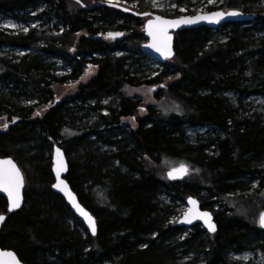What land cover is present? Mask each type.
I'll return each instance as SVG.
<instances>
[{
  "label": "trees",
  "instance_id": "obj_1",
  "mask_svg": "<svg viewBox=\"0 0 264 264\" xmlns=\"http://www.w3.org/2000/svg\"><path fill=\"white\" fill-rule=\"evenodd\" d=\"M124 1L135 3L126 7L137 13L177 17L149 11L143 0ZM172 1L182 5L187 0ZM102 2L0 0V13L51 14L57 23L51 32L0 31V54L3 48L24 51L17 62L0 56V83L6 88L0 91V115L14 117L0 131V157H11L24 177L23 205L0 229V248L15 252L23 264H182L176 251L184 245V251L203 255L202 264H234L228 259L230 252L264 236L256 222L257 211L264 210V191L238 196L232 206L225 198L241 190L244 179L264 175V121L242 105L243 99L264 93V0H223L219 10H239L254 19L215 30L177 32L174 56L164 62L140 50L146 41V18L99 5ZM194 14L188 11L185 16ZM215 32L225 33V39L213 38ZM81 33L85 35L78 36ZM109 33L122 37L111 38ZM49 56L69 64L73 80L87 63L97 67L96 75L66 98L52 101L51 86L57 81L49 74ZM135 58L148 64L142 67ZM61 80L66 83V77ZM141 85L155 87V99L163 98L177 111L160 112L123 94L124 87ZM228 92L237 96L239 105ZM21 94L49 106L36 116L34 105L21 104ZM108 97L116 100V108L107 105L109 113L103 115L101 102ZM72 103L87 104L103 129H77L81 118ZM141 108L145 116H138ZM127 117H134L137 127L121 138L118 121ZM186 126L212 127L219 135L192 144ZM58 139L65 144L61 148L68 164L66 180L97 221L93 237L70 225V219L76 225L79 220L51 191L49 150ZM177 160L187 165L188 174L168 181L164 163ZM202 191L223 202L210 211L216 233L201 238L195 225L183 242L175 241L183 228L167 223L170 207L160 195L168 192L180 202L193 196L203 201L204 209ZM6 213L0 196V214Z\"/></svg>",
  "mask_w": 264,
  "mask_h": 264
},
{
  "label": "rangeland",
  "instance_id": "obj_2",
  "mask_svg": "<svg viewBox=\"0 0 264 264\" xmlns=\"http://www.w3.org/2000/svg\"><path fill=\"white\" fill-rule=\"evenodd\" d=\"M108 2L113 3H119L121 5L134 7L135 3L129 4L125 2L124 0H105ZM223 0H214L213 3H210L209 0H187L185 1V4L178 5L172 0H156V3L158 6H153V0H143L144 7L148 8L149 11L152 12H166V13H175L176 16H185V14L188 11H193L196 13H202V12H208L205 11L207 8H213V10L217 11L219 10L218 7L221 5ZM183 8L184 11H180V9ZM211 10V11H213ZM39 13V12H38ZM38 13H31L30 11L21 12L17 14H3L0 13V31L6 34L10 35H16L18 33H24L25 31L23 29L28 28H34L38 31H45V32H51L54 29V26L57 24L55 18L50 15H42ZM4 25H15V27H3ZM35 25V27H33ZM257 36H260V32H255ZM213 38H216L217 40H224L225 39V33H216ZM84 33L78 34V36H84ZM111 42V40H109ZM24 55V51L17 49V48H3L2 53L0 56H11L16 62L19 60L21 56ZM11 58V59H12ZM137 59V63H144L142 67H146L148 64L144 60L140 58ZM47 63L49 64L48 70L49 74L54 77V82L57 81V83H54V85L51 86L52 89V101L56 99H64L66 98L70 93L75 92L80 85H84L89 82L90 79H92L97 72V67L91 63H87V66H83V72L80 76L77 77V79H71L69 76L72 72V67L69 64H66L64 61L49 56L47 58ZM86 64V63H85ZM91 66V68L89 67ZM62 77H66V83L62 84L60 82H63L61 80ZM60 84V85H59ZM264 89V86H263ZM6 90V88L3 87L2 83H0V91ZM18 91V90H17ZM158 92L157 89L154 87L149 86H138V87H124L123 88V94L131 99L140 100L142 101L143 105H149L155 108L156 110H159L160 112H168L173 109V111H177V108L172 107V105L164 101L163 98L160 100L155 99V93ZM20 93V92H19ZM22 95V94H21ZM19 95V99L21 101V104L28 107L30 105H34V113L36 116H41L45 110L48 108V105H37V100H31L29 95ZM227 97L230 98L232 101H237L238 104V98L237 96L232 93L228 92ZM116 100L112 97H108L103 99L101 102V114L107 115L109 112L105 108L107 105L111 104L113 108H116ZM71 108L74 109L75 112L78 113L80 119V126L81 128L76 127L77 129L83 130L84 128H90V126H94V128H98L99 130H102L104 127V124H101L99 122V118L96 112L94 111H88L87 104H79V103H72L70 104ZM242 105L248 110V114L251 116H259L262 121H264V93L260 96L252 95L242 100ZM39 113V115H37ZM138 116H145L147 114V111L145 108H141L137 110ZM154 119V117L152 118ZM14 120V117L8 118V116L0 115V131H3L6 129L4 127L5 124L7 126L10 122ZM85 125V126H84ZM108 127V126H107ZM113 126H111L112 128ZM137 123L135 121L134 117H127L122 118L118 121V129L119 134L121 138H124L127 136L129 130L136 129ZM186 132V138L188 142L192 144H199L203 143L205 139L209 137H214L219 135V132L212 128V127H185ZM87 137L90 139H94L91 134H87ZM57 145H65L62 143L61 139H58L55 142ZM101 143H95L96 146L101 147ZM51 151L52 148L49 150V157L51 158ZM74 156V154H71ZM181 161L177 160L176 162H165L164 167L165 169H169L172 167H175L177 165H180ZM51 166V161H50ZM262 168H264V159L262 162ZM263 177V178H262ZM258 176L253 179L246 178L242 182V189L238 190L235 193H232L225 198L227 199V202L230 206L234 204V200L238 196H248L251 194H258L263 193L264 191V175ZM250 179V180H249ZM200 198L204 200L206 203V206L204 207L205 210L209 211H215L218 209L219 205H221L223 202L217 201L212 196H209L207 192H200ZM164 204L168 205L170 208V214L168 215L167 223L171 224L174 223L176 225L177 220L187 211V206L185 202H180L175 198H172V195L168 192H163L160 195L159 198ZM199 199V198H198ZM203 201L200 200V204ZM257 209V206L255 208H252L253 212ZM263 210L257 211L256 213V222L258 219L259 214ZM76 219V218H75ZM77 220V219H76ZM78 221V220H77ZM79 225H76L74 220L70 219V225L74 227L76 226V229L83 235H88V232L85 230L84 226L80 221ZM97 222V221H96ZM258 226V224H257ZM259 227V226H258ZM193 228H197L200 232L199 237L206 238L210 234L207 233V231L201 226L196 225ZM192 228H183V231L179 234H175V241L177 242H183V240L189 236V234L193 231ZM207 239V238H206ZM263 246V247H261ZM184 245L183 247H180L177 252V258L179 259V262L184 263H193V264H202L204 261L203 255L198 252L197 250H188L184 251ZM228 259L230 262L234 264H264V236L254 238L251 244L246 245L243 249L238 251H232L228 255ZM105 264V263H104Z\"/></svg>",
  "mask_w": 264,
  "mask_h": 264
},
{
  "label": "water",
  "instance_id": "obj_3",
  "mask_svg": "<svg viewBox=\"0 0 264 264\" xmlns=\"http://www.w3.org/2000/svg\"><path fill=\"white\" fill-rule=\"evenodd\" d=\"M74 1H77V0H74ZM99 5L116 8V9L120 10L123 13H128V14H131V15H133L135 17L146 18V20L144 22V36H145L146 41L141 44L140 50H141L142 53H144L146 55H149L150 57L156 59L159 62H164V61H166L168 59H171L174 56V35L177 32H181V31H185V30H189V29L200 28V27H207V28H210V29H217L218 27H221V26H223L225 24H229V23H246V22H250V21H252L254 19V15L245 14V13L239 11V10H233V9H230V10H227V11L202 12V13H196L194 15H186V16L169 18V17H162V16H160V15H158L156 13H151V12L137 13V12L131 10L129 7H126V6L121 5L119 3H113V2L105 1V2H102ZM217 12L225 13V16L222 19H220L218 23H209L207 20H199L197 23H194V24L181 23V24H179L177 26L169 27L168 30H167V35L169 37H171L170 42H169L171 55L168 58H165L163 55H161L159 52H157L154 48L148 47V45L153 43V39H152L151 36L148 35L147 25L149 24V22L155 21V18L157 16L161 17L164 20L177 21V20H184V19L194 18V17H197V16H211L212 14L217 13ZM229 12H237L240 15L239 16H235V17L228 16L227 13H229ZM116 37L121 38L122 35H119V36H116ZM57 149H59V152L61 154L59 157L57 155ZM4 160H11L17 166V168H19L17 163L11 157H0V161H4ZM50 161H51L50 170H51V175H52V178H53V182H52V185H51V191L53 193L59 195L64 200L65 204L68 206V208L70 209V211L72 212L74 217L82 223V225L84 226V228L88 232V234L90 236H92V237L95 236L96 233H95V235H93L92 231H91V228L89 227V221L86 219V217L84 215L81 214L80 211H78V208L82 209L83 212L88 214V216H91L92 220L94 221L95 229H96V232H97L96 219L91 214V212L88 209H86L80 203L76 193L73 191V189L71 188V186L67 182L66 175H67V172H68V164H67L66 156H65V153H64L63 149L61 148V146L57 145L56 143L52 145ZM61 161H62V166H61ZM180 165H185L187 167L186 164H180ZM180 165H177L175 167L169 168V169H167L165 171V177H166V179L168 181H180V180H182L183 178H185L187 176L188 171H187L186 174H183V175L179 176L176 179H170L169 178L168 173L174 168H179ZM58 168H60L59 180L64 181V184H60L59 187H54V185H58L59 184V181L57 180V169ZM19 170H20V168H19ZM187 170H188V167H187ZM20 172H21V170H20ZM21 174H22V172H21ZM23 179H24V177H23ZM61 189H63V191ZM23 191H24V187L21 189V204H20V207L17 208V209H13L11 212L8 210L9 207H10V204H9V200H8L7 194L2 192V191H0V196L3 197L5 199V201H6V210H7L6 214H0V215H3L5 217V219L2 222H0V229L4 225L8 215L11 214V213L17 212L22 207L23 202H24ZM190 199L191 200H195L197 202L196 205H195V208L199 212H201V213L207 212V213H209L211 215L212 223L215 225V231L214 232L209 231L208 227L205 225V223L203 222L202 219H198V218L193 217L191 223L184 222L185 215L187 213H189V210L194 207L192 204L189 203ZM185 204H186L188 209L177 220V223H176L177 227L190 228V227H193L195 225H201L207 231V233H209V234L216 233L217 225H216V223L214 221L212 213L209 210L202 209L201 206H200V201L196 197L188 196L185 199ZM262 213H264V210L259 214L257 222L259 221V217H260V215ZM258 226H259L260 230L264 231V228L260 227L259 222H258ZM0 253H12L14 255L16 261H18V264H23L19 260V258L15 254V252H13L12 250L1 249L0 248ZM0 264H12V260L9 257L0 255Z\"/></svg>",
  "mask_w": 264,
  "mask_h": 264
},
{
  "label": "snow or ice",
  "instance_id": "obj_4",
  "mask_svg": "<svg viewBox=\"0 0 264 264\" xmlns=\"http://www.w3.org/2000/svg\"><path fill=\"white\" fill-rule=\"evenodd\" d=\"M80 0H77L79 3ZM210 3H213L214 0H209ZM153 6H158L156 0H153ZM180 11H184L183 8ZM228 16H239L240 14L237 12H229L227 13ZM225 16V13L217 12L212 14L211 16H197L194 18L184 19V20H177V21H169L164 20L161 17L157 16L155 21L149 22L147 25L148 35L152 37L153 43L148 45V47L154 48L157 52L163 55L165 58H168L171 55L170 50V39L167 35V30L169 27L177 26L181 23L184 24H194L197 23L199 20H207L209 23H218L220 19ZM3 27H15V25H4ZM35 27V25H33ZM27 32V29H23ZM109 37L115 38L116 36L121 35L120 33H109ZM91 68V66H89ZM39 115V113H37ZM7 128V124L4 125ZM58 157L61 155L59 149H57ZM62 166V161H61ZM187 167L185 165H180L179 168L172 169L168 176L170 179H176L179 176L187 173ZM60 175V168L57 169V180L59 181L58 185H54V187H59L60 184H64V181L59 180ZM24 187V179L23 175L21 174L19 168L11 161V160H4L0 161V191L4 192L8 196L9 200V211L11 212L13 209H17L20 207L21 204V189ZM63 191V189H61ZM67 194V193H66ZM194 207L189 210V213L185 215L184 222L191 223L193 217L202 219L205 225L208 227L209 231H215V225L212 223L211 215L207 212H199L196 208V201L191 200L189 201ZM78 211L81 212L82 215L86 217L89 221V227L91 228L92 234L95 235L96 229L94 221L92 220L91 216H88L87 213L83 212L82 209L78 208ZM5 219L3 215H0V222ZM259 225L261 228H264V213H262L259 217ZM0 255L6 256L11 258L12 264H18L14 255L12 253H0Z\"/></svg>",
  "mask_w": 264,
  "mask_h": 264
},
{
  "label": "bare ground",
  "instance_id": "obj_5",
  "mask_svg": "<svg viewBox=\"0 0 264 264\" xmlns=\"http://www.w3.org/2000/svg\"><path fill=\"white\" fill-rule=\"evenodd\" d=\"M217 11H221V10H217ZM218 28H219V27H218ZM212 30H215V29H212ZM176 223H177V222H176ZM181 228H182V227H181ZM190 228H192V227H190ZM190 228H189V229H190Z\"/></svg>",
  "mask_w": 264,
  "mask_h": 264
}]
</instances>
